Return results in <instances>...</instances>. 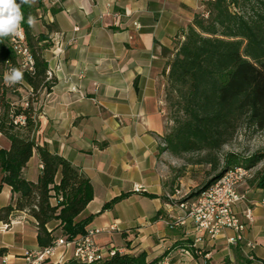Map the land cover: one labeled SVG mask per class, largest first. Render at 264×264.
Returning <instances> with one entry per match:
<instances>
[{"label":"crops","instance_id":"1","mask_svg":"<svg viewBox=\"0 0 264 264\" xmlns=\"http://www.w3.org/2000/svg\"><path fill=\"white\" fill-rule=\"evenodd\" d=\"M41 1L32 29L36 34L47 32L45 24H53L44 56L48 74L56 82L40 97L34 137L38 145L65 157L88 178L93 197L76 220L91 215L86 228H105L95 236L101 246L125 249L129 243L133 253L144 250L148 260L166 251L158 264H180L179 260L198 264V257L176 244L187 238L194 244L193 236L164 223L173 207L162 199L167 193L162 161L167 122L161 88L168 72L163 50L174 49L194 15L202 11L203 0ZM0 139L6 142L0 148L8 147L1 133ZM41 168L34 149L22 175L36 181ZM134 185L141 189L135 191ZM242 189L247 190L244 185ZM119 196L123 197L113 203ZM249 196L254 199L255 222L237 246L254 242L255 248H242L243 253L264 261V204L260 203L264 197ZM11 202V189L3 184L0 207ZM57 225L53 221L48 228ZM102 233L107 236L99 237ZM113 233H120L121 241L115 243ZM36 235V221L25 211H13L9 223L0 221V264L2 256L5 264H26L25 251L42 249ZM202 239L193 246L201 248L206 239L207 247L215 242L205 235ZM216 240L225 243L221 235ZM215 249L207 248L205 256L209 259ZM185 250L191 258L183 257ZM55 252L70 256L63 247Z\"/></svg>","mask_w":264,"mask_h":264},{"label":"trees","instance_id":"2","mask_svg":"<svg viewBox=\"0 0 264 264\" xmlns=\"http://www.w3.org/2000/svg\"><path fill=\"white\" fill-rule=\"evenodd\" d=\"M16 2L19 4L20 0ZM42 7L41 0L31 6L21 5L24 17L21 26L34 61L32 72L23 71L21 83L33 93L24 108H12L6 99L4 73L19 68V62L9 37H0V133L9 141L8 147L0 148V190L6 184L12 193V202L0 207V221L9 223L13 211H25L36 221L39 247L46 248L57 237L71 240L85 233L92 216L80 220L76 217L92 199L93 190L88 178L68 159L35 141L39 121L38 109L33 104L38 103L43 93L50 92L56 82L48 74L44 56L53 24L46 23L47 32L36 34L28 23L29 16L37 19V9ZM56 11L52 9V13ZM163 54L168 57L165 100L173 122L162 137L163 150L177 157L189 152L214 151L227 144L242 124L264 128V0L204 1L202 11L194 15L174 49L163 50ZM19 115L25 116V124L14 123ZM34 149L42 168L37 180L29 181L23 177L22 169ZM258 160L259 157L243 160L229 155L223 167L190 196L207 188L228 167L249 168ZM217 169L215 165L214 170ZM258 186H264V175ZM53 195L61 196L62 201L52 203ZM162 199L166 200L165 194ZM53 221H58V225L49 230ZM55 229L59 232L55 233ZM176 244L198 257L192 239ZM166 253L148 260L144 250L133 253L127 243L123 252L116 251L90 263L70 258L62 264H158ZM41 264L53 263L45 260Z\"/></svg>","mask_w":264,"mask_h":264},{"label":"built area","instance_id":"3","mask_svg":"<svg viewBox=\"0 0 264 264\" xmlns=\"http://www.w3.org/2000/svg\"><path fill=\"white\" fill-rule=\"evenodd\" d=\"M8 37L17 55L19 69L32 72L33 56L26 44L21 24L19 34L8 35ZM14 123L25 124V116H17ZM250 172L251 168H246L243 165H232L217 180L198 194L176 202H173L175 194L167 192L165 194L167 204L173 209L166 216L165 225L171 229L184 228L187 235L193 236L194 246L197 242L203 241V235L210 239H216L221 235L228 245L237 246L244 241L245 232L255 222L252 212L254 202L249 200L248 191L242 189L250 176ZM133 189L139 191L141 186L134 185ZM60 201H62L61 196L53 195L51 198L52 203ZM260 203L264 204V199ZM109 228L113 229V226ZM104 230L105 228H87L84 234L71 240L57 237L49 247L36 251H25L24 260L26 264H41L56 256L55 251L58 247L70 251V256L65 257V253L62 252L56 256L53 261L54 264L63 263L70 258L81 263H90L106 255H113L116 251L123 252V248L101 246L95 241V236ZM226 231H229L230 234H224ZM245 248L253 250L255 243L246 241ZM184 253L191 256L188 250H185ZM248 258L253 259V256L249 255ZM5 262L6 256L2 258V263Z\"/></svg>","mask_w":264,"mask_h":264},{"label":"rangeland","instance_id":"4","mask_svg":"<svg viewBox=\"0 0 264 264\" xmlns=\"http://www.w3.org/2000/svg\"><path fill=\"white\" fill-rule=\"evenodd\" d=\"M10 72V70H6ZM4 73V74H5ZM4 78V77H3ZM166 80L162 86L163 95V114L167 122V129L163 136L169 132L172 127V120L170 119L171 114L168 109V104L165 100V88ZM8 90L6 93V99L10 103L12 108L17 106H22L23 108L27 106V100L30 96H33L32 91L24 83H18L11 87L7 86ZM39 103V101H38ZM38 103H34L36 106ZM5 139H0V144L5 146ZM163 143V147H164ZM229 155L238 157L243 160H249L251 158H258L259 160L252 166L250 176L246 180L244 187L248 190V198L253 201L254 199L249 196V194H257L260 197H264V186L259 187L258 184L261 183L262 175H264V128H255L246 126L242 124L237 129L234 137L220 149L214 151H196L183 153L180 157L172 155L168 150H166L164 158L162 159L164 163V174H165V190L175 196L173 202L178 200H184L191 197L190 194L201 188L210 177H212L218 170H220L226 162V158ZM217 165L218 169L214 170V166ZM261 202V200H260ZM169 228V227H167ZM171 229V228H169ZM99 237H106V233L98 235ZM113 238L115 243L120 240V233H113ZM212 244V247H207V239L201 244V248L197 247L196 253L198 254V264H204V260H207L210 264H264L262 261L256 259L248 258L242 251V246H232L228 245L225 241L217 243L218 240ZM220 240V239H219ZM215 249V252L211 253L208 259L205 255L199 253L200 250L204 252L207 248ZM219 248L223 251L220 252ZM229 248V249H227ZM247 250V248H245ZM244 249V250H245ZM227 252V254H225ZM229 252V255H228ZM183 257L186 259L191 258L187 254L182 252ZM193 255V254H192ZM4 256H2L3 258ZM182 257V256H181ZM248 260L251 262L248 263ZM53 263L52 260H48ZM184 260H179L178 263L183 264ZM6 263V262H5ZM3 263V264H5ZM64 263V262H63ZM54 264V263H53ZM62 264V263H56ZM163 264V263H161Z\"/></svg>","mask_w":264,"mask_h":264},{"label":"clouds","instance_id":"5","mask_svg":"<svg viewBox=\"0 0 264 264\" xmlns=\"http://www.w3.org/2000/svg\"><path fill=\"white\" fill-rule=\"evenodd\" d=\"M36 0H0V37L19 34L20 24L24 19L21 11V5L35 4ZM28 23L33 26L34 18L29 16ZM24 78V73L19 68H12L10 72L4 74V83L6 86H13L20 83Z\"/></svg>","mask_w":264,"mask_h":264}]
</instances>
